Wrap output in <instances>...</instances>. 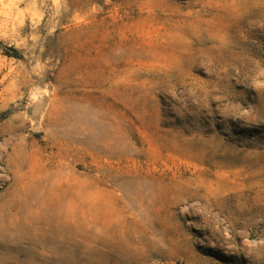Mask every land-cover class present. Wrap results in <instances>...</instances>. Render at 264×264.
Wrapping results in <instances>:
<instances>
[{
  "label": "rangeland",
  "instance_id": "rangeland-1",
  "mask_svg": "<svg viewBox=\"0 0 264 264\" xmlns=\"http://www.w3.org/2000/svg\"><path fill=\"white\" fill-rule=\"evenodd\" d=\"M0 264H264V0H0Z\"/></svg>",
  "mask_w": 264,
  "mask_h": 264
}]
</instances>
